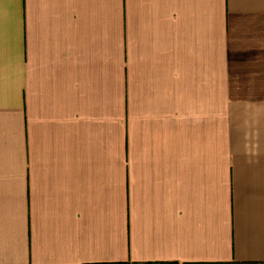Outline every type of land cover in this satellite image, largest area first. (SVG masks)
<instances>
[{"label":"crops","instance_id":"1","mask_svg":"<svg viewBox=\"0 0 264 264\" xmlns=\"http://www.w3.org/2000/svg\"><path fill=\"white\" fill-rule=\"evenodd\" d=\"M264 264V0H0V264Z\"/></svg>","mask_w":264,"mask_h":264},{"label":"trees","instance_id":"2","mask_svg":"<svg viewBox=\"0 0 264 264\" xmlns=\"http://www.w3.org/2000/svg\"><path fill=\"white\" fill-rule=\"evenodd\" d=\"M119 264H121V263H119Z\"/></svg>","mask_w":264,"mask_h":264}]
</instances>
